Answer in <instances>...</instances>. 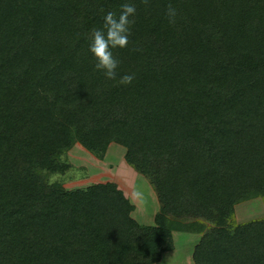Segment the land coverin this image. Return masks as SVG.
Returning <instances> with one entry per match:
<instances>
[{"label": "trees", "instance_id": "16d2710c", "mask_svg": "<svg viewBox=\"0 0 264 264\" xmlns=\"http://www.w3.org/2000/svg\"><path fill=\"white\" fill-rule=\"evenodd\" d=\"M125 2L0 0V264H155L174 231L200 234L194 264H264V217L234 219L264 196V0H131L110 80L89 38ZM75 143L124 148L154 188L152 224L114 182L44 179Z\"/></svg>", "mask_w": 264, "mask_h": 264}, {"label": "rangeland", "instance_id": "374dc122", "mask_svg": "<svg viewBox=\"0 0 264 264\" xmlns=\"http://www.w3.org/2000/svg\"><path fill=\"white\" fill-rule=\"evenodd\" d=\"M123 155L124 148L116 143L109 144L103 158H98L79 143H75L60 158L68 166L66 171L55 174L44 172L43 177L48 182L59 184L64 189L83 188L93 183L107 181L114 182L134 205L132 217L138 220L149 216L148 220L149 218L151 220V212L158 210L159 207L154 188L149 179L125 163ZM234 209L236 222L262 218L264 217V196L257 194L253 198L240 201ZM209 227L210 225L207 224L205 228ZM187 243L183 244V241L177 243L178 248L181 249L180 252H176L174 257L167 259L164 264H176L180 257L183 259L187 252ZM177 264H185V262L180 260Z\"/></svg>", "mask_w": 264, "mask_h": 264}, {"label": "clouds", "instance_id": "9594fccd", "mask_svg": "<svg viewBox=\"0 0 264 264\" xmlns=\"http://www.w3.org/2000/svg\"><path fill=\"white\" fill-rule=\"evenodd\" d=\"M136 6L131 0L121 5L119 13L107 12L103 17L101 27L94 28L89 38L88 50L95 57L94 67L103 73L107 79L118 76L119 61L113 54V49L127 47L131 35V26L135 23ZM177 10L171 5L167 8V16L174 21ZM134 74L119 77L122 85L131 84Z\"/></svg>", "mask_w": 264, "mask_h": 264}, {"label": "crops", "instance_id": "0c3cea01", "mask_svg": "<svg viewBox=\"0 0 264 264\" xmlns=\"http://www.w3.org/2000/svg\"><path fill=\"white\" fill-rule=\"evenodd\" d=\"M156 211H157V209H155L151 212L152 219L150 220V218H149L150 221L148 220L149 216H146L145 218L144 217L139 218L138 220L136 218L135 219L140 224H146V225L152 224ZM234 211H235V209H234ZM199 238H200V234H198V233H188L187 232L185 234H182L181 232H177V231L173 232L174 248L171 251L164 252L162 254L160 261L155 263V264H164L165 262H167V259L174 257L176 252H180L181 249L178 248L177 243H179L181 241H183V244H186V242H188V243L186 246L187 252H186V254H184L183 259H181V257H180V260H184L185 264H194V262L192 260V252H193V248H194L195 244L199 241ZM180 260H177L176 262L178 263Z\"/></svg>", "mask_w": 264, "mask_h": 264}]
</instances>
